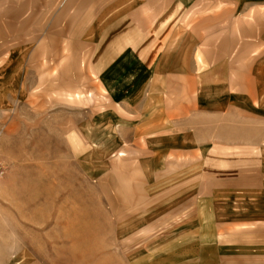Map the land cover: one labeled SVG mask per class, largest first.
<instances>
[{
  "label": "rangeland",
  "instance_id": "374dc122",
  "mask_svg": "<svg viewBox=\"0 0 264 264\" xmlns=\"http://www.w3.org/2000/svg\"><path fill=\"white\" fill-rule=\"evenodd\" d=\"M184 1L168 60L193 77L184 81L185 104L243 92L250 109H263L264 0ZM79 5L0 0V264H199L194 240L217 247L225 237L197 194L203 144L220 116L193 123L186 113L169 129L155 114L158 98L111 100L89 62L106 19ZM254 120L247 141L264 128ZM257 207L264 211V199ZM226 214L218 217L234 218Z\"/></svg>",
  "mask_w": 264,
  "mask_h": 264
},
{
  "label": "crops",
  "instance_id": "0c3cea01",
  "mask_svg": "<svg viewBox=\"0 0 264 264\" xmlns=\"http://www.w3.org/2000/svg\"><path fill=\"white\" fill-rule=\"evenodd\" d=\"M79 3L78 10L87 12L88 17L106 19L94 41L89 62L100 86L111 100L119 102L122 98H139L146 94L148 104L158 98L162 109L155 114L158 118L161 116L171 121L169 129L178 130L186 113L193 114V123H199L202 114L220 116L212 118V140L207 145L203 144L197 194L209 205L210 215H215L208 222L214 227H224L221 232L225 237L223 242L219 240L216 243L217 247L213 244L202 246L200 240L199 243L194 240L193 258H198L199 264L206 261L209 264L213 261L216 264L263 263L264 211L257 204L264 199V128L257 130L255 140L247 141L242 135L247 131L246 123L250 122V118L255 119L253 122H264V108L250 109V100L243 96V92L222 103L192 100L190 104H185L184 81L194 82L193 77H186L184 62L168 60L185 17L184 0H79ZM20 15L19 11H15L10 17L16 19ZM165 92L170 94L166 98ZM237 134L239 138L233 142L216 140V135L234 138ZM194 137L199 140L200 134H194ZM170 145L176 144L173 142ZM222 207L225 214H222ZM244 208L247 214L241 217ZM229 212L234 218L222 221L220 217ZM241 228L253 230L241 234L242 237L232 231ZM213 230L215 234L220 232L218 228L210 229ZM196 231L193 230V235ZM217 237L221 239V236ZM247 243H259L261 251L256 247L249 248L253 250L247 253ZM207 250L208 259L204 257Z\"/></svg>",
  "mask_w": 264,
  "mask_h": 264
}]
</instances>
